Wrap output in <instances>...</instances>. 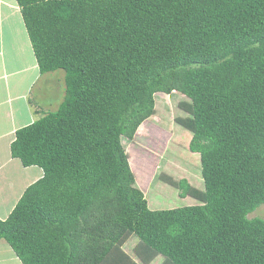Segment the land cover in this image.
Segmentation results:
<instances>
[{
  "label": "trees",
  "instance_id": "trees-1",
  "mask_svg": "<svg viewBox=\"0 0 264 264\" xmlns=\"http://www.w3.org/2000/svg\"><path fill=\"white\" fill-rule=\"evenodd\" d=\"M16 3L40 74L64 71L66 90L15 132L12 157L43 176L0 240L23 264H264V219L249 218L264 205V0ZM173 92L190 100L178 124L202 203L152 210L127 148Z\"/></svg>",
  "mask_w": 264,
  "mask_h": 264
},
{
  "label": "rangeland",
  "instance_id": "rangeland-1",
  "mask_svg": "<svg viewBox=\"0 0 264 264\" xmlns=\"http://www.w3.org/2000/svg\"><path fill=\"white\" fill-rule=\"evenodd\" d=\"M4 1L7 6L16 2L15 0ZM2 5L0 4V7ZM10 12L8 7H4L3 19H11V22L15 21L21 26L20 15L16 14L10 18ZM5 23L7 28L11 27L10 22L6 21ZM23 30L22 36L12 35L17 40L15 50H19L17 62L19 66L26 64L29 59L33 61L35 59L29 35L25 27ZM7 47L12 50L11 44ZM12 77H15L14 80L10 75L7 77V80L12 81L10 85L22 88L23 93L32 83V79L29 78L22 86L18 77ZM65 90V72L57 71L45 74L40 80L35 81L31 86L29 99L42 108L44 113H51L57 111L64 101ZM18 93L16 92V94ZM27 95L24 94L28 99ZM189 104L190 100L179 92H173L168 96L159 95L156 99L155 116L139 128L133 143L127 148L137 183L144 191L152 210L174 209L202 203L199 198L204 191L200 175V157L189 149L191 134L178 124L179 119L190 116ZM42 115L38 114V119ZM33 120L34 123L37 118ZM181 181H186L190 187L184 196H180L179 191L175 188V185ZM26 189L22 190V194ZM249 218L264 219V205L252 213ZM138 242V239H133L125 247V252L130 257L135 258L134 249ZM162 261V258H158L152 264H161Z\"/></svg>",
  "mask_w": 264,
  "mask_h": 264
},
{
  "label": "crops",
  "instance_id": "crops-1",
  "mask_svg": "<svg viewBox=\"0 0 264 264\" xmlns=\"http://www.w3.org/2000/svg\"><path fill=\"white\" fill-rule=\"evenodd\" d=\"M0 4H3L0 7V219L5 220L24 194L22 190L43 176L40 168H25L18 159H14L11 155V144L15 138V132L33 123L34 118L38 120L36 111L43 113L44 110L32 104L29 99L32 84L43 76L40 74L36 58L34 61L29 59L23 66L17 64L19 50H15L17 40L12 35L22 36L24 31L22 18L21 26H19L15 21L4 20L2 17L4 7H8L11 11L10 18L16 14L21 17L20 9L16 2L7 6L4 0H0ZM6 21L10 22V28L6 27ZM9 44L12 45V50L8 49ZM9 75L12 80L15 78L12 76L18 77L22 86L29 78L32 79V83L23 93L22 88L10 85L12 81L7 80ZM16 92L19 93L16 94ZM24 94H28L29 101ZM0 264H23L4 239L0 240Z\"/></svg>",
  "mask_w": 264,
  "mask_h": 264
},
{
  "label": "clouds",
  "instance_id": "clouds-1",
  "mask_svg": "<svg viewBox=\"0 0 264 264\" xmlns=\"http://www.w3.org/2000/svg\"><path fill=\"white\" fill-rule=\"evenodd\" d=\"M144 192V191H143ZM145 197H146V195H145Z\"/></svg>",
  "mask_w": 264,
  "mask_h": 264
}]
</instances>
